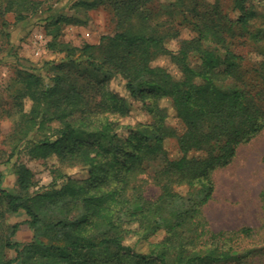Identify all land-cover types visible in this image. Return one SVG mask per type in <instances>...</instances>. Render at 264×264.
Returning a JSON list of instances; mask_svg holds the SVG:
<instances>
[{"label":"trees","instance_id":"obj_1","mask_svg":"<svg viewBox=\"0 0 264 264\" xmlns=\"http://www.w3.org/2000/svg\"><path fill=\"white\" fill-rule=\"evenodd\" d=\"M152 1L70 0L46 19L52 38L47 48L65 58L45 63L51 77L32 68L18 70L10 91L20 120L14 150L24 147L35 160L54 158L53 182L34 190L35 174L20 164L13 171L15 194L2 189L0 172V226L8 229L0 234V264H264V246L242 248L264 244V189L259 228L215 231L206 214L216 194V173L264 131V58L251 69L262 86L256 91L243 71L245 58L232 48L239 30L258 36L250 29L264 20V11L253 3L264 0H234V17L223 12L220 0H173L174 10L196 33L177 50L167 47L177 38L173 27L165 29L172 21H154L147 8ZM60 2L0 0V15L14 13L16 23H23L44 5L55 11ZM104 7L113 15L114 34L81 48L59 42L64 26L86 25L88 14ZM193 54L201 60L199 69L191 65ZM162 60L175 65L180 76L160 65ZM80 64L106 72L105 79L82 83L75 71ZM114 78L124 82L126 96L111 89ZM228 80L243 88L222 90L218 85ZM131 100L141 101L153 122L127 126L124 133L114 117L129 116ZM162 100L171 103L179 126L167 124ZM77 115L82 126L95 128L96 140L79 137L72 122ZM143 127L154 136L142 133ZM147 163H158L152 176L160 190L156 199L145 195ZM76 167L87 172L85 178L68 174ZM22 211L34 232L26 244L13 241L21 224L6 222L9 214ZM159 231L164 238L152 241Z\"/></svg>","mask_w":264,"mask_h":264},{"label":"rangeland","instance_id":"obj_2","mask_svg":"<svg viewBox=\"0 0 264 264\" xmlns=\"http://www.w3.org/2000/svg\"><path fill=\"white\" fill-rule=\"evenodd\" d=\"M207 4H214L216 0H200ZM70 0H61L56 5L55 11H48V6L44 5L42 12L35 17L29 18L23 23H16L15 14L8 13L0 15V172L3 175L1 187L4 190L17 194V179L14 175L15 166L23 164L29 168L36 176L37 187L34 190L47 187L53 182V174L51 168L55 165L56 160H35L31 159L27 150L22 147L15 149L17 143V125L20 121L17 116V109L13 99L10 85L16 77L17 71L23 68H32L37 73L51 77L52 70L45 66L47 62H60L65 58V53H53L48 50L47 45L51 42V36L47 35V20L51 15L61 10L69 4ZM220 7L223 12L234 17L233 13L234 0H220ZM148 10L152 13L156 22H163L170 19V25L165 29H174L176 39L168 40L167 47L170 50H177L184 40L193 39L196 36L193 28L184 21L183 15L179 11H175L173 0H154L148 6ZM253 8L259 12L264 11V3L254 2ZM175 11V12H173ZM89 21L86 25L71 24L63 27L59 37V42L75 48H81L85 44L97 45L103 36L112 35L116 31V25L113 21V15L108 8H100L91 11ZM264 20L258 21L257 26L252 27V32H258V36H251L249 31H238V37L233 40V50L240 53L245 58L244 72L246 73L248 83L252 85L254 90H261V83L256 79V73L251 69L264 58ZM7 22L8 26L3 27L2 23ZM221 55L224 50H219ZM191 65L199 69L201 60L198 55H191ZM160 65L169 67V71L180 76L175 65L168 64L162 60ZM79 73L82 83L88 81L97 82L105 79L106 72H95L93 68L80 64L75 68ZM255 78V79H254ZM124 82L120 78H114L110 81V87L121 96H126L123 89ZM224 91H232L243 88L241 83L228 80L218 85ZM132 111L129 116L120 118L118 126L122 127L120 131L127 132V126L149 125L153 122L151 115L143 107L141 101H133ZM30 103H26V110L30 108ZM161 107L166 108L169 112L167 124L172 127L179 126L171 103L167 100L160 102ZM80 116L74 117L72 120L79 137L84 141H94L97 138L96 130L93 127H84L79 122ZM56 127V124H53ZM141 132L153 137V131L143 127ZM41 138V136H38ZM125 137V136H124ZM118 141V139L116 140ZM14 158L12 160V154ZM264 156V131L253 140L250 144L241 147L239 154L232 165L228 168L216 173L215 180L217 184L214 200L206 209V214L211 222V226L215 231H231L238 230L244 226L259 228L262 225V211L260 195L264 189V164L262 158ZM158 167V163H147L145 166L146 174L143 179L147 181L145 185V195L149 199H156L160 193L159 188L154 184L152 176ZM68 174L75 179L86 177L87 172L81 168L67 169ZM78 215L79 212H76ZM29 217L22 211L17 214H9L7 216V225L12 226L17 223L21 224L13 241L15 243L26 244L34 239V232L30 226L25 224ZM126 220V217L124 218ZM26 225V227H24ZM7 227L0 226V234L6 233ZM164 231H159L152 241H160L164 238ZM261 243H244L246 248H261ZM11 259L16 258L14 250L8 251ZM14 264H21L20 261ZM223 264H234L223 263Z\"/></svg>","mask_w":264,"mask_h":264},{"label":"crops","instance_id":"obj_3","mask_svg":"<svg viewBox=\"0 0 264 264\" xmlns=\"http://www.w3.org/2000/svg\"><path fill=\"white\" fill-rule=\"evenodd\" d=\"M24 227H26V225Z\"/></svg>","mask_w":264,"mask_h":264}]
</instances>
